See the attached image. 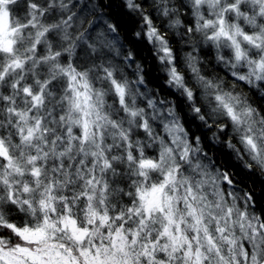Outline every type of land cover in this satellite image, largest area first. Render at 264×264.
Returning <instances> with one entry per match:
<instances>
[{"label": "clouds", "instance_id": "9594fccd", "mask_svg": "<svg viewBox=\"0 0 264 264\" xmlns=\"http://www.w3.org/2000/svg\"><path fill=\"white\" fill-rule=\"evenodd\" d=\"M5 11L6 18L0 15V130L6 140L13 128L39 123L37 139L47 129L48 138L60 140L63 133L71 146L76 129L87 124L98 177L107 167L108 181L128 199L158 198L177 219L183 214L184 228L191 231L195 225L182 211L188 194L182 181L191 177L196 192L197 179L206 175L213 184L196 192L197 198L215 190L224 214L231 206L261 217L264 79L255 76H264L256 69L264 60V44L256 48L234 30L232 39L210 41L216 17L206 25L194 0H0V14ZM216 11L223 16L221 7ZM254 11L259 17V8ZM232 23L241 32L248 27L257 43L264 39L259 37L264 24ZM233 40L243 53L240 60ZM76 151L73 147L70 162ZM145 160L154 166L142 168ZM229 229L243 242L238 225ZM215 239L229 260L228 245L218 235ZM18 249L35 251L36 245L7 221L0 223V253L31 264Z\"/></svg>", "mask_w": 264, "mask_h": 264}, {"label": "snow or ice", "instance_id": "6c2138e0", "mask_svg": "<svg viewBox=\"0 0 264 264\" xmlns=\"http://www.w3.org/2000/svg\"><path fill=\"white\" fill-rule=\"evenodd\" d=\"M224 4L229 7L224 8ZM194 5L207 17L206 25L216 17L218 26L208 36L210 41L221 36L232 39L230 32L234 30L256 48L264 44V39L257 43V39L247 34L248 27L241 32L238 24L232 23L264 24L261 19L264 0H240L239 3L237 0H194ZM217 7L222 8V17ZM256 8H259V17L255 14ZM245 12L251 14L244 17ZM0 15L6 18L7 12ZM259 37H264V32H259ZM233 45L237 49L236 59L240 60L243 53L239 42L233 40ZM256 69L264 73V60L256 64ZM255 79H264V76L256 75ZM72 131L68 128V133ZM38 132L39 123L35 128L18 126L8 133L6 140L5 132L0 130V223L7 221L8 227L23 240L36 245L35 251L17 250L31 264H212L213 256L217 264H229L237 258L242 264H247L249 258L251 264H259L264 259V213L257 219L229 206L224 214L223 201L215 195V190L211 195L200 194L197 198L196 192H207L213 184L206 175L203 181L197 179L196 192L191 177L182 181L188 186L182 211L188 213L187 219L195 225L188 231L183 223L186 217L182 214L177 219L158 198L128 199L108 181L107 167L98 177V158L88 146L87 124L76 129L71 146L63 133L60 140H54L48 138L47 129L39 139ZM248 143L255 150L251 139ZM49 144L52 152L48 150ZM73 147L77 151L75 161L70 162L68 157ZM140 166L154 165L151 160H145ZM100 179L104 180L103 185ZM138 200L141 202L137 203ZM177 211H181L180 205ZM229 224L238 225L243 242L237 241ZM217 235L228 245L229 260H225L217 245ZM0 260L4 264H25L12 253H0Z\"/></svg>", "mask_w": 264, "mask_h": 264}, {"label": "trees", "instance_id": "16d2710c", "mask_svg": "<svg viewBox=\"0 0 264 264\" xmlns=\"http://www.w3.org/2000/svg\"><path fill=\"white\" fill-rule=\"evenodd\" d=\"M259 193V190H256V193H254V200H255V196ZM262 215V214H261Z\"/></svg>", "mask_w": 264, "mask_h": 264}]
</instances>
